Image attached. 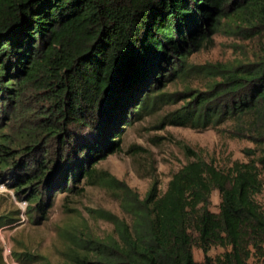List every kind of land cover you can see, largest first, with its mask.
<instances>
[{"label":"trees","instance_id":"16d2710c","mask_svg":"<svg viewBox=\"0 0 264 264\" xmlns=\"http://www.w3.org/2000/svg\"><path fill=\"white\" fill-rule=\"evenodd\" d=\"M223 26L264 39V0H0V117L17 110L35 118V135L21 146L27 152L0 148V171H10V186L24 192L28 212L47 219L52 196L81 193L83 180L119 185L96 164L121 148L122 125L164 103V88L193 71L191 57L209 48ZM203 69L213 83L180 93L177 101L184 104L165 120L198 130L229 123L228 135L254 143L248 160L223 169L196 155L171 175L165 190L154 179L143 197L124 182L130 217L106 214L115 235H74L61 262L31 252L15 254L19 260L264 263V206L256 198L264 189V55ZM27 91L29 98L37 95V108L28 106ZM214 190L218 211L210 208ZM13 220L1 214L0 227ZM194 246L204 252L202 261ZM214 246L225 250L212 256ZM0 264H7L1 248Z\"/></svg>","mask_w":264,"mask_h":264},{"label":"rangeland","instance_id":"374dc122","mask_svg":"<svg viewBox=\"0 0 264 264\" xmlns=\"http://www.w3.org/2000/svg\"><path fill=\"white\" fill-rule=\"evenodd\" d=\"M259 53L264 55V39L261 36L245 38L230 33L223 26L209 48L191 57L195 64L193 71L164 88V103L154 106L131 124L122 125L121 148L96 164L97 171L103 170L115 176L120 181L119 185L107 187L87 184L83 180L79 187L84 190L79 194L57 192L52 196V207L45 220L39 221L35 212H28L30 202L25 199L24 192L10 186V171L7 174L0 171V215L14 218L0 227V248L6 263L39 264L19 260L17 256L21 257L22 252L39 253L53 263L61 262L64 249L68 248L74 235L84 232L98 237L115 235V225L106 218V214L130 217L123 206V187L120 185L124 182L143 197L154 179L158 180L159 188L165 190L171 175L196 155L223 169L230 166L233 160H248L246 151L254 143L247 138L228 135L225 128L229 123L219 129L198 130L167 124L165 116L184 104L183 99L177 101L182 97L180 93L191 89L204 91L213 83V79L204 71V65L250 62ZM29 96L30 92L27 91L26 98ZM35 96L29 98L28 106H39L36 103L39 99H35ZM34 120L31 115L22 117L17 110H10L7 118L0 117V148L16 152L18 156L27 152L22 151L21 146L29 143L35 135ZM84 133L86 138L92 137L89 130ZM49 140L50 145L52 138ZM46 141L47 137H43L40 144ZM3 144L7 146L3 147ZM256 198L264 206V189ZM219 202V191L214 190L210 208L218 211ZM224 250L221 246H214L208 253L217 256ZM193 253L197 261L204 259V252L197 246L193 247Z\"/></svg>","mask_w":264,"mask_h":264},{"label":"water","instance_id":"95a60500","mask_svg":"<svg viewBox=\"0 0 264 264\" xmlns=\"http://www.w3.org/2000/svg\"><path fill=\"white\" fill-rule=\"evenodd\" d=\"M124 65H125L126 67L129 66V58H128V55H126V57H125Z\"/></svg>","mask_w":264,"mask_h":264}]
</instances>
